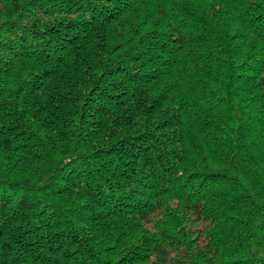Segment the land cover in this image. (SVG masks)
<instances>
[{"label": "trees", "instance_id": "obj_1", "mask_svg": "<svg viewBox=\"0 0 264 264\" xmlns=\"http://www.w3.org/2000/svg\"><path fill=\"white\" fill-rule=\"evenodd\" d=\"M0 264H264V0H0Z\"/></svg>", "mask_w": 264, "mask_h": 264}]
</instances>
